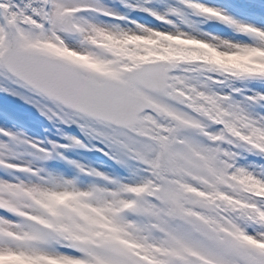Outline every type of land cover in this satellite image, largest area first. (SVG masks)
<instances>
[{"label":"snow or ice","instance_id":"1","mask_svg":"<svg viewBox=\"0 0 264 264\" xmlns=\"http://www.w3.org/2000/svg\"><path fill=\"white\" fill-rule=\"evenodd\" d=\"M0 264H264V0H0Z\"/></svg>","mask_w":264,"mask_h":264},{"label":"rangeland","instance_id":"2","mask_svg":"<svg viewBox=\"0 0 264 264\" xmlns=\"http://www.w3.org/2000/svg\"><path fill=\"white\" fill-rule=\"evenodd\" d=\"M85 155H87V154H85Z\"/></svg>","mask_w":264,"mask_h":264}]
</instances>
